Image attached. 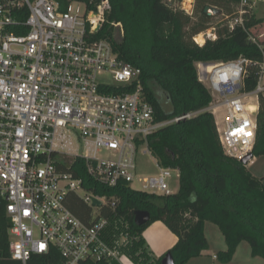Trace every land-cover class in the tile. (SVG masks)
I'll return each mask as SVG.
<instances>
[{"label": "built area", "instance_id": "obj_1", "mask_svg": "<svg viewBox=\"0 0 264 264\" xmlns=\"http://www.w3.org/2000/svg\"><path fill=\"white\" fill-rule=\"evenodd\" d=\"M72 4L62 11L54 0H0V200L7 202L12 224L10 254L19 264H29L55 247L64 264H126L130 259L120 247L104 239L109 219L100 214L86 223L68 207L72 194L91 208L114 212L117 207L115 199L84 189L70 171L72 161L85 159L89 175L105 187L129 184L152 195L175 194L167 180L174 171L180 179V172L159 166L156 175H138L139 148L152 156L148 138L168 123L155 121L141 69L122 60L108 40L96 39L109 1L102 0L96 10L85 6L83 15ZM248 5L249 0H241L229 27H243L264 53V33L256 35L245 26ZM23 7L29 11L25 21L15 16ZM213 31L194 42L202 47L208 39L216 40ZM251 64L240 58L198 65L200 81L210 84L208 110L220 120L221 146L239 161L254 150L264 96V59L256 89L246 91L244 77ZM101 75L111 76L114 85L101 84ZM112 88L119 92H108ZM94 198L101 207L93 206Z\"/></svg>", "mask_w": 264, "mask_h": 264}, {"label": "trees", "instance_id": "obj_2", "mask_svg": "<svg viewBox=\"0 0 264 264\" xmlns=\"http://www.w3.org/2000/svg\"><path fill=\"white\" fill-rule=\"evenodd\" d=\"M54 1L62 11L72 3L84 4L90 11L96 10L102 0ZM108 1L110 10L96 39L108 40L122 60L141 69L144 96L154 108L155 121L168 123L149 136L148 147L160 167L180 172L179 190L164 196L135 191L129 184L108 188L89 175L82 158L72 161L70 171L83 181L87 192L117 201L114 212L102 207L101 216L122 220L124 225L116 234L122 232L132 242L120 250L134 264L162 263L166 254L155 258L143 238V233L159 221L178 238L167 252L175 264H188L209 250L206 223L217 226L225 238L227 249L216 256L222 264L233 260L242 242L250 245L253 257L264 259V177L258 179L250 173V162L243 164L225 154L215 116L208 110L213 99L200 81L197 66L248 59L252 64L246 70L245 88L256 89L264 53L243 27H229L241 0H197L199 10L195 19L170 0ZM206 7L216 8L218 13H205ZM18 14L15 16L25 21L29 11L23 7ZM220 17L221 25L216 28L213 24ZM260 24L247 22L248 27ZM210 29H215L217 39H208L204 46H198L194 37ZM108 92L117 93L119 89ZM260 98L253 159L264 156V96ZM186 116L189 117L176 121ZM71 201L68 207L87 222L93 208L84 205L79 197ZM6 206L7 202L0 200V264H19L10 254L12 224ZM138 211L151 215L150 221L140 227L135 224ZM114 241L110 236L106 242L115 246ZM29 264H64V260L52 247L48 254L32 257ZM82 264L118 263L88 260Z\"/></svg>", "mask_w": 264, "mask_h": 264}, {"label": "rangeland", "instance_id": "obj_3", "mask_svg": "<svg viewBox=\"0 0 264 264\" xmlns=\"http://www.w3.org/2000/svg\"><path fill=\"white\" fill-rule=\"evenodd\" d=\"M177 1H181V5H177V6H181L182 9H186L187 11H189L191 13V16L195 19L198 16V10L196 8V3H195V7L194 5H192V7H190V5L188 4L187 0H177ZM171 2V1H170ZM73 10L75 13L79 12V14L83 15L85 13V5L81 4V3H73ZM247 10L249 11V13L244 17L245 18V26L252 30L253 33H255L256 35L262 34L264 33V0H249V5L247 6ZM214 14V13H213ZM223 19V17H220L219 19H215V22L213 24V26H215L217 28V26L221 25L220 21ZM250 21H254V22H261L260 25H255V26H250L248 27L247 22L250 23ZM223 24V23H222ZM213 30H208L206 32H211ZM214 32V31H213ZM205 33V32H204ZM216 33V31H215ZM217 37V35H216ZM116 38H120L119 34L116 35ZM99 82L101 84H108V85H114V81L113 78L109 75H101L98 78ZM203 84L206 86V88L208 90H210V84L207 81H204ZM145 151V147H140L139 148V152L137 155V170H138V175L141 177H148V176H153L156 175L159 171V165L156 161V159L153 156L150 155H144L143 152ZM107 153H102L101 157L102 158H106ZM248 170L250 171V173L258 178V179H262L264 177V156L261 157H256V159L252 160L248 166H247ZM178 172L174 171L171 174V178H169L167 180L169 189L173 192V193H177L179 190V177H178ZM264 184V181H263ZM135 188H138L139 186L137 184L134 185ZM81 197H84L86 194L85 192H79L78 193ZM93 216H97L99 217V215L102 213V211L98 208H93ZM101 217V216H100ZM124 225V223L122 222V220H109V225L105 231L104 234V239L105 241H107V239H109V237L111 236V238L113 239L114 237V243L115 246L117 247H121V248H126L129 244H131L132 241L129 240V238L125 237L122 232L119 233V235L116 234V232L119 230L120 226L122 228V226ZM247 246L248 244L245 243ZM219 252H217L218 254ZM215 252H213L212 255H214ZM216 254V256H217ZM211 255V256H212ZM210 259L212 260L213 264H222L220 261L213 260L212 257H210ZM256 260H259V262H263L262 264H264V259L259 257L256 258ZM131 264H134L131 260H130ZM233 264H248V261L244 258L243 253H241V256L239 257V260H237L236 263Z\"/></svg>", "mask_w": 264, "mask_h": 264}, {"label": "crops", "instance_id": "obj_4", "mask_svg": "<svg viewBox=\"0 0 264 264\" xmlns=\"http://www.w3.org/2000/svg\"><path fill=\"white\" fill-rule=\"evenodd\" d=\"M170 1H172L175 5H181L182 4L181 1H177V0H170ZM196 1L197 0H192L191 2H188V4L190 5V7H192V5H194V7H195ZM185 11L189 15H191V13L189 11H187L186 9H185ZM211 30H213V29H211ZM198 71H199V69H198ZM215 119H216V121L217 120L220 121L218 116L217 117L215 116ZM255 159H256V157L254 158V160ZM74 195L75 194H72V195H70L68 197L67 205L72 202L71 200H73V198L78 200L79 196H77V195L74 196ZM93 214L94 213H93V210H92L91 215H88L86 217V220H87L86 223H92L93 219L97 217V216L94 217ZM81 220H83V219H81ZM205 235H206V238H207L208 243H209V250L206 251L203 254L202 257L197 258V259H193L188 264H213L212 260L210 259V257H212L213 260H216L217 259L216 258L217 252L226 251L227 244H226L225 238H224L223 234L221 233V231L219 230V228L217 226H215V225H213L211 223H206V225H205ZM143 238L146 241V245H147L149 251L157 259L161 258L165 254H167V252L170 249H172L176 245V243L178 241V238L176 237V235H174L168 229V227L163 222H160V221L152 224L143 233ZM245 243H247V242H242L239 245L238 250H237L233 260L229 264L236 263L237 260H239V257L241 256V253H243L244 258L248 261V264H262L263 262H261V261L259 262V260H256V258H259V257H253L252 256V249H251L250 245L247 243L248 244V246H247ZM213 252H215L214 255H212ZM126 264H131V262H128Z\"/></svg>", "mask_w": 264, "mask_h": 264}, {"label": "water", "instance_id": "obj_5", "mask_svg": "<svg viewBox=\"0 0 264 264\" xmlns=\"http://www.w3.org/2000/svg\"><path fill=\"white\" fill-rule=\"evenodd\" d=\"M209 10H211L214 14L218 13V10L216 8L212 7H206L204 12L209 13ZM253 159V155L250 154L246 158H244L241 162L243 164H248ZM93 206L94 207H101L102 203L98 199H93ZM151 215L147 211H138L135 213V224L137 226H143L147 224L150 221ZM161 264H175L174 259L170 253L166 254L164 259L162 260Z\"/></svg>", "mask_w": 264, "mask_h": 264}, {"label": "bare ground", "instance_id": "obj_6", "mask_svg": "<svg viewBox=\"0 0 264 264\" xmlns=\"http://www.w3.org/2000/svg\"><path fill=\"white\" fill-rule=\"evenodd\" d=\"M188 2H191L192 0H187Z\"/></svg>", "mask_w": 264, "mask_h": 264}]
</instances>
